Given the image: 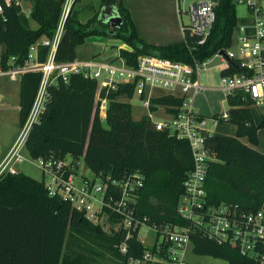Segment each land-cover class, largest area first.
I'll return each instance as SVG.
<instances>
[{"label": "trees", "instance_id": "16d2710c", "mask_svg": "<svg viewBox=\"0 0 264 264\" xmlns=\"http://www.w3.org/2000/svg\"><path fill=\"white\" fill-rule=\"evenodd\" d=\"M29 16L16 5L4 6L0 14V44L3 65L10 57L21 63L29 47L41 37L52 36L61 16L65 0H30ZM74 0L64 20L63 33L55 59L76 58V47L92 35H112L132 47L120 50V56L135 64L141 54H154L171 60L193 64L204 61L218 48L228 47L238 22L232 0H219L216 18L206 43L193 45L188 34L182 40L167 44H152L138 36L130 12L120 0H101L115 4L122 18L120 27L111 29L99 13L86 22L79 19ZM30 20L36 27L30 26ZM242 21V19L240 20ZM112 30V33L110 32ZM186 38V39H185ZM45 47L39 59L45 58ZM241 72L236 64L223 71ZM40 81V73H24L19 81V126L29 112ZM132 84H122L117 90L101 91L108 99L105 120L99 118L94 98L96 82L80 74L70 75L68 82L57 81L48 87V99L39 120L27 135L25 149L32 158H82L90 171L119 178L126 173L141 171L144 185L139 190L137 211L150 223L182 224L176 214L182 182L192 167L188 143L166 131L156 130L145 117L134 119L130 102ZM228 121L236 125L234 136L214 134L207 146L215 157L207 168L205 179L208 204H223L238 216L264 209V153L258 144L257 131L264 128V111L251 105L242 92L228 94ZM152 102L177 106L181 99L161 95ZM174 112V108L169 109ZM246 137L248 144L241 141ZM97 241L115 258L114 264H127V258L140 255L144 247L135 233L125 238L121 231L107 233L100 225L73 210L70 204L48 194L43 181L26 173L7 174L0 179V264H59L63 246L69 248L60 264H95L84 253L70 251L79 248L83 239ZM127 243V254L121 255L118 244ZM191 251L226 260L227 264H260L254 258L241 255L234 247L218 244L200 231L192 232Z\"/></svg>", "mask_w": 264, "mask_h": 264}, {"label": "built area", "instance_id": "2783aa9c", "mask_svg": "<svg viewBox=\"0 0 264 264\" xmlns=\"http://www.w3.org/2000/svg\"><path fill=\"white\" fill-rule=\"evenodd\" d=\"M73 1H64L52 36L41 37L32 43L21 63H16L15 58L10 57L3 65V46L0 44V78L19 83L24 73H40L29 112L19 126L16 139L0 159V179L7 174L21 172L19 165L28 160L24 155L25 141L32 125L45 109L49 85L60 80L68 82L72 74L94 80V106L103 121L108 99L101 95V91L117 90L122 84H132V95L128 100L138 101L143 109L142 117L156 130L166 131L188 143L192 167L183 179L176 206V214L183 223H150L148 217L139 214V190L145 180L141 171L129 172L119 178L109 174L102 176L87 169L82 158L74 159L70 155L33 158L41 171L48 194L68 202L73 210L100 225L107 233L121 231L125 238L135 233L144 250L138 256L128 257L127 264H187L192 247L191 235L197 231L218 244L234 247L241 255L264 264V209L238 216L228 206L208 204L206 200L207 168L215 160L208 149L207 139L214 135L221 121L229 119L227 110L205 116L194 108L196 94L204 89L198 74L208 58L190 64L154 54H141L135 64H130L120 56V50L132 51V47L122 41L116 48L117 54L109 58L100 59L101 53H97L100 55L95 54L86 60L75 58L58 61L55 53ZM184 1L175 0L183 37L188 34L193 39V45H203L210 37L219 0ZM232 1L235 5L243 4L247 15L242 21L238 19L230 45L218 48L213 54L221 60L217 65L220 68L218 88L223 91L225 98L228 94L242 92L253 107L264 111V0ZM5 5L18 6L26 16L31 11L30 0H0V14H3ZM183 15L188 17V23H183ZM41 47L47 49L43 60L39 59ZM232 64L242 68V71L225 73ZM164 94L180 98V104L172 106L152 102ZM172 108L174 112L169 111ZM117 247L121 255L127 254L125 241Z\"/></svg>", "mask_w": 264, "mask_h": 264}, {"label": "rangeland", "instance_id": "374dc122", "mask_svg": "<svg viewBox=\"0 0 264 264\" xmlns=\"http://www.w3.org/2000/svg\"><path fill=\"white\" fill-rule=\"evenodd\" d=\"M125 6L123 0H120ZM129 7L130 16L134 22L135 28L144 34H152L159 36L166 31V26L170 24V0H124ZM185 0L184 3H187ZM101 0H80L75 9L78 11L79 19L86 22L102 11L110 12L112 9L117 14V7L115 4H102ZM172 4V2H171ZM126 7V6H125ZM27 9V8H26ZM171 12V13H170ZM62 13V11H61ZM236 15L239 20L247 15L246 7L243 4L236 5ZM183 23H188V17L182 16ZM30 26L36 27V23L30 20ZM103 40L105 42V49L102 50L101 55L97 54L100 50L99 45L95 41ZM122 42L120 38L112 35H92L87 37L84 42L76 47V55L79 60H86L93 55H100V59L104 57H112L117 54V46ZM220 58L210 56L203 66L206 72L210 74V82L212 85L219 86V70L217 67L220 64ZM218 71H217V70ZM128 101V99H124ZM131 115L134 119H140L143 115V109L139 106L136 99L130 100ZM194 108L205 116L212 114H220L228 109L225 101V94L219 90L217 91H203L194 99ZM19 132V83L10 82L7 78H0V151L8 148L16 139ZM236 132V125L228 120L221 121L214 134L233 136ZM262 134V133H261ZM260 134V135H261ZM246 141V138H242ZM24 155L28 158L27 161L19 165L21 172L29 176L41 180L42 174L40 169L36 166V162L24 150ZM87 173V172H86ZM105 228V226H103ZM81 247L70 248V251L84 253L90 257L95 264H114L116 258L107 251L104 246L97 241H92L84 238ZM69 248L63 246L61 250L59 264L62 261L63 255ZM187 264H227L226 260L221 258H214L208 255H197L189 251L187 256Z\"/></svg>", "mask_w": 264, "mask_h": 264}, {"label": "crops", "instance_id": "0c3cea01", "mask_svg": "<svg viewBox=\"0 0 264 264\" xmlns=\"http://www.w3.org/2000/svg\"><path fill=\"white\" fill-rule=\"evenodd\" d=\"M123 2L129 10V7L127 6V4L125 3L124 0H123ZM171 2H172V4H171ZM171 10H172V14H171L170 19H169L170 24L168 26H166V31L163 34H161L159 36H155V35L152 36V34H144V33L140 32L139 30L136 29L138 36L140 38H142L144 41H146L148 43H152V44H167V43H173V42H177V41L182 40L183 39V32L181 31V19L178 17V15L176 13L175 0H170V11ZM95 42L97 44H100L99 45L100 50L97 53H101L102 50L107 47V46H105L106 45L105 42L107 43V41L97 40ZM76 58H77V56H76ZM198 80H199L200 84L204 87V89L202 91L198 92L197 94H199L203 91H217V90H219V91L223 92L222 90H220L218 88V86L211 84L210 74L208 72H206V70L204 68L202 70H200V72L198 74ZM197 94H196V96H197ZM257 136H258V144L254 147L258 151H260L261 153H264V128H260L257 131ZM242 138H246V137H242ZM242 138H241V141L248 144L247 138H246V141H243ZM10 146L11 145H9L8 148H6L5 150L2 149L0 151V159L3 157L5 152L10 148Z\"/></svg>", "mask_w": 264, "mask_h": 264}, {"label": "water", "instance_id": "95a60500", "mask_svg": "<svg viewBox=\"0 0 264 264\" xmlns=\"http://www.w3.org/2000/svg\"><path fill=\"white\" fill-rule=\"evenodd\" d=\"M111 15L107 16L103 22L109 26L111 29L113 28H118L120 27L121 23H122V18L121 16L117 14H115V11L112 9L110 11ZM112 33V30L110 31Z\"/></svg>", "mask_w": 264, "mask_h": 264}, {"label": "flooded vegetation", "instance_id": "af4514ba", "mask_svg": "<svg viewBox=\"0 0 264 264\" xmlns=\"http://www.w3.org/2000/svg\"><path fill=\"white\" fill-rule=\"evenodd\" d=\"M109 15H111L110 12H107V10L106 11L103 10L101 13L100 19L103 21Z\"/></svg>", "mask_w": 264, "mask_h": 264}]
</instances>
